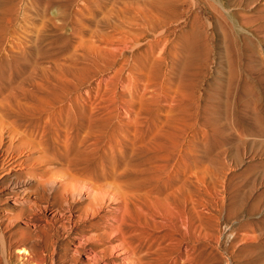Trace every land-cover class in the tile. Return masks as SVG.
<instances>
[{
  "label": "rangeland",
  "instance_id": "obj_1",
  "mask_svg": "<svg viewBox=\"0 0 264 264\" xmlns=\"http://www.w3.org/2000/svg\"><path fill=\"white\" fill-rule=\"evenodd\" d=\"M36 1L0 0V264H94L81 244L123 264L121 205L84 215L41 182L63 132L80 179L104 181L102 163L153 177L162 216L126 217L152 227L145 264H264V0H90L84 22L76 0L65 30ZM21 124L45 129L46 157Z\"/></svg>",
  "mask_w": 264,
  "mask_h": 264
},
{
  "label": "bare ground",
  "instance_id": "obj_2",
  "mask_svg": "<svg viewBox=\"0 0 264 264\" xmlns=\"http://www.w3.org/2000/svg\"><path fill=\"white\" fill-rule=\"evenodd\" d=\"M32 1L34 2L36 0H32ZM75 1L76 0H39L38 2H40L41 6L42 5L44 6V9H43V7H41V9L44 12L46 11L45 9H48L50 6L56 7V9H55L56 17L59 16L61 18V20H62V23H60L55 28L57 30H62V29L65 30L66 26L68 24H70V22H71L67 18L68 17L67 10L71 8V6L73 5V3ZM89 2H90V0H81V3L83 5L78 7L77 9H75V13H77V14H79V12L81 13V15H82L81 20H83V22H84V20L86 21V20H88L90 18L88 16V13L90 12V9H91V5H90L91 3L89 4ZM46 14L47 13L45 12L44 15L46 16ZM55 14H54V16H55ZM94 20H96V19H94ZM71 23L73 24V22H71ZM61 32H63V31H61ZM84 34H85V32H84ZM194 40H196V38H195V30H193L190 34L185 36V38H184V43L186 44L185 48L186 47L187 48L188 47H193L192 46L193 43H196V42H194ZM189 49L193 50L192 48H189ZM0 57H2V56L0 55ZM90 99H92V98L90 97ZM68 106H69V104H68ZM60 109H61V107H60ZM57 114L58 113L56 112L55 108H53L51 113L48 115V117H47L48 119L47 120L49 121L52 118L53 121H55L54 119L57 117ZM58 116H59V114H58ZM89 119H92V118L89 117ZM93 119H95V118H93ZM61 120L63 122V117H62V119H60L59 122H61ZM66 120H68V119H66ZM44 121H42L43 124L45 123ZM48 121H47V123H48ZM57 121L58 120H56V122ZM56 122H54V123H56ZM68 122H70V121H68ZM50 123L53 124V122H50ZM57 124H58V122H57ZM89 124H91V123H88V125ZM45 125H47V124H45ZM22 126H23V130L25 131L24 135L33 136L34 138L30 139V138L26 137V138H24V142H19V144L26 143L27 149H28V151L30 153L31 152H35V150H36L38 152L37 155L39 157H46V151H48L47 146L49 145V141H47V139L45 138L46 133H47V132H45V129L44 128H40L39 125H38L39 127L38 126H33L32 128L30 127V125H27V124H23ZM50 127H47V128L50 129V132L52 133V131H51L52 129ZM9 128H10V126H9ZM60 129H62V128L60 127ZM23 132H21V133H23ZM15 133L16 132L12 131V134H11V137H10V140H11L10 142H12V143L17 142L16 141V137H15ZM63 133H65V134H62L64 138H61L59 140V144L62 145V147L64 149H63L62 152H60V153L58 152L57 153V158L59 159V162L62 165V168L60 169V171H57V170L56 171H52L51 175H49V176L53 175V177H55L57 179H53L51 177H48V178L46 177V179H42L41 182L44 183V184L49 185L48 187H50V189L52 190L51 192H53V196H56L57 193L60 191L62 197L64 198V203H65L67 209H68V207L71 208V207H73L75 205H79V206L84 205L85 206L84 215H93V214H95L98 211L100 212V210L105 205L107 206V205H109L111 203L120 204L121 208H120V211L117 213L118 214L117 216H119V217L116 220L114 219V226H113L112 232H111V234L114 235L113 237H115V241L116 242L115 243H111L110 248H109V252L111 254H114V253L118 254L119 257L123 260V262H122L123 264H145L147 262V261L144 260L145 255L149 252L148 250L150 249V247L148 246L149 245L148 244L149 241L147 239H149L148 237H150L149 235H151V234H149V232L150 231L152 232V229H151L152 227H150V225H148V223L146 221L143 222L141 220L140 221L136 220L135 222L133 221L132 224H128L127 221H126V217L133 215L132 214L133 205L138 207V208L136 207V210H140L141 211V213H139V211H137L139 214L144 215L146 217H147V213H146L145 209L147 207L152 211V216L154 214H158L159 216H162V215H160L161 214L160 210L158 208H156L154 205H155V202L162 200L161 196L163 194L161 195V193H158L157 191L153 190L152 187H149L150 186L149 183H150V180H151L150 178L153 179V177L150 176V178H145V177L141 176V177L135 178L133 176V174H134L133 172H128L126 174L124 169L123 170L122 169L121 170H117L115 167L107 169L105 167V164L102 163L100 176H101V178L104 179V181H101V182L97 183V182H89V181H87V179H85V180L84 179H80L78 177V175H76L74 173V169L78 168V164H79L78 162L83 161V159H85V157L82 154L83 152L82 153H77V154L69 153L70 151L68 152V143H67V139L68 138L67 137L69 135H68L67 132H63ZM86 133H88V132L86 131ZM60 134L61 133H59V135ZM59 135H57V131L54 130L53 134L51 136H52V139L55 142H57V139L60 138ZM69 138H70V136H69ZM86 138H88V137H86ZM90 144H91V142H90ZM90 147H91V145H90ZM84 149H85V147H84ZM92 149H94V147ZM77 151H78V149H77ZM87 152H89V150L86 151V153ZM83 170H85V169L83 168ZM55 181L58 182L57 185L54 183ZM15 185H17V184H15ZM82 195H84V198H86V199L82 200L81 202L78 201L79 203L75 202L76 203L75 204L73 202V198L77 197V198L80 199V197H82ZM165 199H166V196H165ZM151 200H152V205H150ZM163 204H161V205H163ZM58 208L60 209V211L57 210L58 212H60V213L63 212V210H61L60 207H58ZM159 224L161 226L162 223L159 222ZM157 231H159V230H157ZM88 238H93L96 241H98L97 240L98 234L97 235H95V234L94 235H90ZM77 249H81L83 251V253H84V256L87 257L88 260L91 259L93 262H95L94 264H96L97 261H100V259L103 260L102 259L103 256L101 257V256L97 255L94 250H92L91 252L85 250L83 248L82 244L80 246H78ZM77 249H76V251H77ZM107 262L105 261L104 263L103 262L102 263L103 264H108Z\"/></svg>",
  "mask_w": 264,
  "mask_h": 264
}]
</instances>
